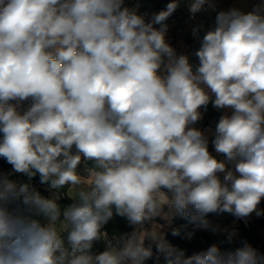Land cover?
<instances>
[{
  "label": "clouds",
  "instance_id": "9594fccd",
  "mask_svg": "<svg viewBox=\"0 0 264 264\" xmlns=\"http://www.w3.org/2000/svg\"><path fill=\"white\" fill-rule=\"evenodd\" d=\"M218 3L188 0L192 19L216 12L191 30L193 65L167 40L179 0L150 18L125 0H0V264H145L153 246L155 264H264L247 241L186 257L157 222L183 217L191 240L218 231L210 214L264 215V0ZM210 103L216 155L194 126ZM117 216L130 232L105 230Z\"/></svg>",
  "mask_w": 264,
  "mask_h": 264
},
{
  "label": "trees",
  "instance_id": "16d2710c",
  "mask_svg": "<svg viewBox=\"0 0 264 264\" xmlns=\"http://www.w3.org/2000/svg\"><path fill=\"white\" fill-rule=\"evenodd\" d=\"M170 0H125V6L130 8H136L138 14H147L150 18L151 14L158 13L159 11L165 9L167 3ZM188 0H179V7L176 11L168 18L166 23L170 25L173 21H177L182 18L186 12ZM156 27H159L157 25ZM185 41L189 43L191 41L190 36L184 37ZM191 64L195 65L198 63V58L196 56H191L189 58ZM206 116V117H205ZM219 114L208 105L207 111L204 114V118L200 121L203 124H208L213 120H219ZM213 139V138H212ZM211 141L209 142V150H211ZM11 168V165L7 161L0 157V171H7ZM220 179L223 180V176L220 175ZM43 197H47L48 193L42 189H35ZM61 208L72 203V200L67 195H63L58 201ZM261 210H264V200L262 199ZM11 207V206H10ZM228 214V213H227ZM230 221H235L237 226L235 228V235L232 236L231 241L229 242V233L228 232H218L216 235L211 236L205 230H197L195 235L191 240L184 238V233L192 229V225H188L187 228L184 225H187L188 222L183 217L177 216L173 219L172 223L168 227L165 238L166 240L178 248L185 250V256H192L201 251H206L213 244L217 245L222 252L225 251H234L235 249L242 247L243 242L247 241L252 247L256 248L261 244L263 240L262 233L264 232V215L257 217L254 221H247L245 224L242 219H237L231 214H228ZM37 219H43V217H36ZM179 228L181 230L180 236L172 235L173 229ZM105 230L111 235L116 232H130L132 229L126 223L124 218L115 217L113 221H110L108 225L105 226ZM96 250H103L102 244H97L95 246ZM154 255L151 259L147 260V264H155L156 262V249L153 248ZM160 259H163L162 257Z\"/></svg>",
  "mask_w": 264,
  "mask_h": 264
},
{
  "label": "crops",
  "instance_id": "0c3cea01",
  "mask_svg": "<svg viewBox=\"0 0 264 264\" xmlns=\"http://www.w3.org/2000/svg\"><path fill=\"white\" fill-rule=\"evenodd\" d=\"M256 2V0H235V1H231V0H219V3H218V6H217V11L219 10H227L228 8L230 7H239L241 8L242 10H245V11H248V10H251V8L253 7V4ZM199 16L201 17H204L207 19V28L211 27L213 25V22H214V19H215V14H213V17H211V12H202V13H199L198 14ZM213 18V20H212ZM179 23H182L181 20H177V21H173L170 25H169V29H168V33L171 31L172 32V28L176 25H178ZM170 30V31H169ZM170 32V33H171ZM167 33V34H168ZM179 42H182L184 46L186 47H190L191 43L189 44H185L184 41H181L179 39ZM195 44V43H193ZM200 47V45L198 46H195L193 48V50H198ZM29 102H25V107L28 105ZM209 106H211L216 112L217 114H219V116L221 114H223L222 111H218L217 109H215L212 104L210 103ZM230 114V113H229ZM218 121L216 120H213L211 121L210 123L208 124H203V123H197L196 125H194L195 127H197L198 129H200L201 131H205V134L208 135L209 137V141L212 140V138H214V131H215V126H216V123ZM207 129H211V131H206ZM210 152L213 153V155H216L215 153V150L214 148H212L210 150ZM220 159H223V157H219ZM92 165L91 164H88L87 167H91ZM11 168L5 172H8L10 171ZM85 177H87V172L85 171L84 173ZM219 175H224L223 173L222 174H219ZM10 179H12L13 181H16L17 183H30L31 186L34 188V189H42V186L43 184L40 183L39 181V175H37L36 177L32 178L31 180H29L26 176L22 175V174H15L13 176L10 177ZM66 189V188H65ZM63 189V193H66V195L68 197H74L75 196V191L74 190H71V189H68L67 191ZM61 191V190H60ZM62 192H60V195H62ZM52 194L53 193H50L49 194V198L52 197ZM260 209H261V206L259 205L258 206ZM219 220L221 221V224H223L224 228H227V227H235V225L237 224L235 221H230L229 220V216L227 213H223V214H220L219 215ZM231 231L233 233H235V230L234 229H231ZM262 236H263V240L261 242V246L263 247L264 246V232L262 233Z\"/></svg>",
  "mask_w": 264,
  "mask_h": 264
},
{
  "label": "rangeland",
  "instance_id": "374dc122",
  "mask_svg": "<svg viewBox=\"0 0 264 264\" xmlns=\"http://www.w3.org/2000/svg\"><path fill=\"white\" fill-rule=\"evenodd\" d=\"M231 1H235V0H231ZM179 20H181L182 21V23H179L177 26L175 25L173 28H172V32L170 33H168L167 34V40H168V42L175 48V50H176V52H177V54H186L189 58L191 57V56H195V52H196V50H193V48L195 47V46H198V45H200L199 44V42H197V43H195V44H193V38L191 37V41L189 42V44L191 43V45H190V47H186V46H184L183 45V43L182 42H179V39L181 40V41H184L185 42V44H188L186 41H185V39H184V37L187 35V36H190L189 35V33H188V31L187 30H189V24L188 23H186V21L184 20V18H180ZM179 28H184V32H186V34L184 35V36H182V38H181V35L180 34H178L177 33V30L179 29ZM183 32V33H184ZM203 36V35H202ZM206 117V116H205ZM204 118V117H203ZM199 123H200V121H199ZM210 142V141H209ZM212 147V146H211ZM213 148V147H212ZM211 148V149H212ZM42 190H45V191H47V193H48V196L46 197V198H49V194L50 193H52V191L51 190H49L48 189V185H46V184H43V186H42ZM66 191L68 190V188H66L65 189ZM72 190V189H71ZM63 191V189H61V191L59 190V193H58V195L59 196H63V195H66V193H63L62 192ZM60 192H62V195H60ZM53 195V194H52ZM257 218V216L253 213L249 218H247V220H244V219H242L243 220V222L246 224L247 223V221H254L255 219ZM174 219V218H173ZM208 219L211 221V223H212V225L213 226H215V227H217L218 228V231H216V232H212L211 230H205L206 232H208V234L209 235H211V236H214V235H216L218 232H228V233H233L232 231H231V229H234L235 230V228H236V226H237V224L235 225V227H227V228H224V226H223V224H221V221L219 220V215H215V217L213 216H211V215H209V217H208ZM173 221V220H172ZM172 221H171V223H172ZM157 222L158 223H160L161 225H163V228L161 229V231L164 233V235H165V233H166V231H167V229H168V227L170 226V224L168 223V222H166V221H164V220H161V219H158L157 220ZM235 232H236V230H235ZM146 243V245L148 244V241H146L145 242ZM153 248H155V246H153ZM260 251L262 252V253H264V246L260 249ZM145 264H147V261L145 262ZM160 264H165V262H164V260L163 259H160Z\"/></svg>",
  "mask_w": 264,
  "mask_h": 264
},
{
  "label": "built area",
  "instance_id": "2783aa9c",
  "mask_svg": "<svg viewBox=\"0 0 264 264\" xmlns=\"http://www.w3.org/2000/svg\"><path fill=\"white\" fill-rule=\"evenodd\" d=\"M216 12H211V17H213V14H215ZM182 18H184V20L186 21V23H188L189 24V30H187L188 31V33H189V35H190V37H192L193 38V36H192V34H191V30H192V28L193 27H195L197 24H203L204 25V27H205V29H206V27H207V19L206 18H204V17H201V16H199L198 14H197V16L195 17V19H192V18H190V15H189V12H186L185 13V15L182 17ZM212 20H213V18H212ZM184 30V28H179L178 30H177V33L178 34H180L181 35V38H182V36H184L185 34H186V32H184L183 31ZM184 32V33H183ZM204 33H203V31L200 33V37H201V39H202V35H203ZM197 42H199L198 40H196V39H194L193 38V43H197ZM264 200V199H263ZM212 217L214 216L215 217V215L214 214H210ZM262 248V246L261 245H259L258 247H257V249H258V251L259 252H261L260 251V249ZM262 253V252H261Z\"/></svg>",
  "mask_w": 264,
  "mask_h": 264
}]
</instances>
